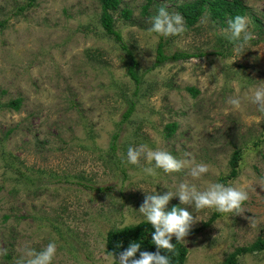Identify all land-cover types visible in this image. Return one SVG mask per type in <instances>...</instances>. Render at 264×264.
<instances>
[{
  "label": "rangeland",
  "instance_id": "374dc122",
  "mask_svg": "<svg viewBox=\"0 0 264 264\" xmlns=\"http://www.w3.org/2000/svg\"><path fill=\"white\" fill-rule=\"evenodd\" d=\"M194 1L121 0L110 13L117 41L102 27L95 0H37L28 8L27 0H0V264L49 242L57 245L53 264H113L107 233L148 223L139 212L145 196L175 193L185 181L201 190L233 184L250 197L233 216L197 211L178 197L169 202L166 211L186 207L199 218L191 231L219 214L185 238V264H222L235 248L264 237V114L248 99L264 82V0H240L256 38L239 52L208 11L182 36L148 31L161 7L178 12ZM160 41L165 55L194 57L155 66ZM131 60L138 84L127 74ZM232 97L241 98V110L227 104ZM16 99L19 111L6 106ZM130 101L134 110L124 121ZM141 144L178 159L190 153L210 171L198 180L187 169L147 176L127 162V149ZM238 151V174L227 178ZM239 264H264V254Z\"/></svg>",
  "mask_w": 264,
  "mask_h": 264
},
{
  "label": "clouds",
  "instance_id": "9594fccd",
  "mask_svg": "<svg viewBox=\"0 0 264 264\" xmlns=\"http://www.w3.org/2000/svg\"><path fill=\"white\" fill-rule=\"evenodd\" d=\"M149 32L165 38L172 36H182L186 31L184 17L178 12H169L165 7H161L157 14L151 18ZM228 34V39L233 42L237 52L243 50L256 34L249 30L248 19L244 16H236L228 22V27L223 30ZM251 103L257 106V111L264 114V82L256 86L252 94L248 97ZM227 104L232 110L242 109V100L239 97L229 98ZM183 159H178L171 152L164 149H152L147 144L127 149V162L141 168L147 175L155 177L157 169L164 173H179L185 169L194 179L203 178L209 173L210 168L203 162H197L190 153H185ZM146 161L145 166L141 161ZM178 197L181 205H193L197 211L204 209H214L219 213L242 215L246 209L245 203L249 200V192L242 187L223 183H209L204 190H201L194 183L181 182L175 193L166 191L159 194L155 192L146 195L139 212L146 218L147 222L154 229L151 234L156 252L141 251L140 243L133 242L127 249L119 254V264H171L169 253L175 254L178 243L185 244V238L190 234L192 226L200 222L186 207H173L171 211H166L169 202ZM251 224L255 220L250 221ZM175 237L177 243L171 241ZM121 245L118 244L117 247ZM140 253L139 259L136 254ZM161 252L165 253L164 255ZM6 254L0 252V255ZM113 264H117L114 254L109 253ZM57 255V245L49 242L43 249L37 251L32 247H25L22 253L14 260V264H53Z\"/></svg>",
  "mask_w": 264,
  "mask_h": 264
},
{
  "label": "trees",
  "instance_id": "16d2710c",
  "mask_svg": "<svg viewBox=\"0 0 264 264\" xmlns=\"http://www.w3.org/2000/svg\"><path fill=\"white\" fill-rule=\"evenodd\" d=\"M27 8L34 6L37 0H27ZM99 3L101 8V24L104 28L105 32L110 35L114 36V38L118 41L120 40V35L118 32L114 30L112 17L110 15L111 12H116L121 4V0H95ZM150 0H148V3ZM148 5L143 7L142 13H146L148 10ZM177 11L180 13L186 22V29L193 28L203 14L208 11L213 20L218 21L221 27H228V22L232 20L236 16H246V7L240 0H196L190 3H181L177 6ZM122 16L125 20H129L131 11L127 9H123L121 11ZM3 26V23H0V27ZM165 43L160 41L156 48V62L155 66H159L164 64L167 61H180V60H188L193 58L194 56L185 53V52H176L172 55H165L164 53ZM136 63L131 60L129 65L127 66V74L131 80H133L136 84L139 83V77L136 74ZM193 95H196V91L193 89H189ZM20 99L10 101L6 106L15 110H20ZM130 105L126 109L123 114V120L126 121L133 113L134 104L132 101L129 102ZM176 125H168L166 127V132L168 135H171L175 131ZM9 134V133H7ZM114 139L116 137L114 136ZM241 160V153L234 152L229 165H230V173L227 178H235L238 174V167L239 162ZM224 183L226 182L225 179L222 180ZM30 182V181H28ZM173 207H178L174 205ZM172 207V208H173ZM171 208V209H172ZM170 209V211H171ZM219 216V214H213L212 217L202 225L201 228L194 229L190 231L189 235H194L200 232V230L204 229L205 227L210 226L215 219ZM154 232V229L151 227L149 223L141 222L139 224L124 227L121 229H114L110 230L106 235V253L114 254L115 260H119V254L123 252L127 247L133 243H140L141 251L147 252H156L157 249L152 243L151 234ZM174 245L177 243L175 237H173L171 241ZM120 244V247L117 245ZM162 255L165 253L161 252ZM253 254H264V237L257 238L253 243L235 248L232 253H229L226 258L224 259L222 264H239V258L246 256V255H253ZM110 255V254H109ZM171 258V264H185L188 250L182 244L178 243L176 245V252L175 254L169 253ZM140 253L136 254V259H139Z\"/></svg>",
  "mask_w": 264,
  "mask_h": 264
}]
</instances>
